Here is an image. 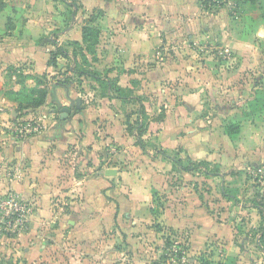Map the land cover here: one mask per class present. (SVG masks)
<instances>
[{
  "label": "rangeland",
  "instance_id": "obj_1",
  "mask_svg": "<svg viewBox=\"0 0 264 264\" xmlns=\"http://www.w3.org/2000/svg\"><path fill=\"white\" fill-rule=\"evenodd\" d=\"M97 1L0 0V8L7 6L13 11L17 8L23 11L19 17L22 23L33 19L48 27L49 32L40 37V43L52 36L57 46H62L70 54L75 50L76 55L75 61L71 56L58 57L52 75L36 70L33 63H4L0 66L1 91L8 99L15 100L14 112L19 117L17 120L18 117L9 114L10 123L2 129L13 144L34 132L25 130L29 120L40 124L37 115L46 110L44 106L49 103L46 97L51 91L52 103L57 102L56 94L63 91H72L76 101L85 106L92 101L95 103L94 93L88 94L85 89L88 91L96 86L89 82L88 76L82 78L77 73L90 70L93 64H85L81 47H73L70 39L59 36V31L69 25L76 13L85 16L83 23L99 25L104 12ZM164 1L166 7L161 11L159 5L152 7L148 18L154 21L161 17L173 26L183 18L198 16L176 13L180 3L192 4L193 1H198L208 11L200 14L199 19L214 34L213 50L224 58L221 60L228 62L227 66H233L235 76L229 85L230 93L214 95L217 101L208 110L206 107L201 111L202 117L216 112V120L213 125L207 122V127L195 128L197 133L193 139L196 143L188 145L191 152L200 153L199 158L191 157L188 152L182 153L183 148L166 156L167 152L159 143L144 137V133L140 138L136 134L131 138L127 136L120 143L109 140L95 153L91 147L85 148L81 162L87 165L88 176H83L89 179L100 175L106 180L89 202L104 212L105 222L102 228L92 222L81 223V227L91 234L86 232L81 236L79 233L83 228L78 232L66 225L59 230V222L53 218L52 240L40 239L41 242H51L55 248L52 264H201L200 260L210 264H264V253L257 247L258 229L264 220V0H254L253 3L249 0ZM106 2L105 24L138 21L128 10L122 17L115 16L113 0ZM7 19L9 22L10 18ZM229 39L230 44L226 45L225 40ZM237 44L240 46L236 48ZM56 45L52 44V52ZM232 45L235 47H230ZM225 50H229L228 53H221ZM70 68L76 72L69 71ZM116 70L110 68L101 73H109L112 78ZM58 80H66L67 88L55 87ZM13 82L18 84L19 94H14L11 89ZM33 88L45 93L40 105L31 102L32 98L39 97L38 93L31 92ZM99 90L102 92L101 88ZM76 101L71 106L73 111L77 109ZM65 103L70 102L65 100ZM52 107L58 121L60 111L57 112L61 107ZM28 113L31 117H21ZM141 117L142 124H148V116L141 113ZM230 124L239 126L234 138L225 131ZM135 126L127 124L126 130L130 132ZM113 130L116 132L115 124ZM69 150L74 153L77 147ZM106 168L115 169L120 174L104 175L103 169ZM154 190L155 196L152 194ZM117 196L121 207L116 222L109 216L113 214H110V206L114 205L112 200ZM69 198L75 200L69 196L65 203ZM151 207L154 215L149 211ZM23 225L0 224V264H50L37 258L29 262L23 257L27 243L17 239L28 228L29 219ZM156 225L161 230L157 231ZM42 227L43 224L37 230L46 231ZM97 227L100 232L95 237Z\"/></svg>",
  "mask_w": 264,
  "mask_h": 264
},
{
  "label": "crops",
  "instance_id": "obj_2",
  "mask_svg": "<svg viewBox=\"0 0 264 264\" xmlns=\"http://www.w3.org/2000/svg\"><path fill=\"white\" fill-rule=\"evenodd\" d=\"M97 3L103 9L104 17L98 25L100 35L95 60L87 55L93 64L90 70L98 72L102 80L113 79L123 93L110 87L104 90L99 82L88 76L89 82L96 88L85 89V92L94 93L95 103L92 101L86 106L80 103L78 111L71 109L68 119L59 118L57 121L52 106H70L65 100L76 101V98L71 95L72 91H63L56 94L58 103H52L51 91L46 97L49 102L44 106L46 110L37 115L36 120L40 121L41 126L29 120L26 124H31L34 132L13 144L2 129L10 123L9 114L18 117L14 112L16 102L3 95L0 84V131L3 133L0 132V197L12 194L30 208L29 226L17 239L27 243L23 248V257L29 262L37 258L52 264L51 256L55 248H52L51 242H41L40 239L52 240L53 218L59 222V230L70 225L72 230L78 232L83 228L81 223L86 225L92 222L102 228L105 222L104 212L89 202L106 180L100 175L87 179V165L81 162L85 157V148L91 147L95 153L109 140L120 143L127 136L131 138L136 134L138 137L137 126L142 123L141 113H144L148 116L144 137L159 143L167 152L165 155L183 148L182 153L188 152L191 157L199 158L200 153L191 152L188 145L196 143L193 139L197 133L195 128L201 125L207 127L216 120V112L202 117L201 111L206 107L208 110L217 101L214 95L230 93L229 85L235 76L233 66H227L228 62L221 60L223 57L211 47L214 34L199 19L200 14L208 11L198 1L180 3L176 13L198 16L183 18L173 26L161 17L154 21L148 18L152 7L159 5L160 11L166 7L164 0H113L115 16L122 17L128 10L130 15L138 19L122 25L105 24L108 14L105 5L108 2L98 0ZM85 9L88 11L90 7L85 6ZM22 12L20 8L15 11L7 6L0 8V66L4 63H33L32 67L35 66L36 70L52 75V66L47 64L52 52V36L44 43L39 41L42 35L49 32L48 27L33 19L22 23L19 18ZM7 18H10L9 22ZM83 19V14L76 13L69 25L59 31V36L72 42H81L82 27L87 23H83ZM230 41L225 40V44L229 45ZM239 46L237 44L236 48ZM110 68L117 69L112 78L109 73H101ZM84 76L81 75L82 78ZM11 89L17 91L18 84L13 82ZM95 94H99L98 97ZM159 113L161 116L156 117ZM21 117L27 119L31 114ZM114 124L116 132L113 130ZM127 124L136 125L132 128L133 133L126 130ZM73 147H77L74 153L69 150ZM192 149H195L194 145ZM96 173L99 174L98 168ZM69 196L75 197V200L69 198L65 203ZM112 201L114 205L110 206V214H113L109 217L117 222L120 198L114 197ZM92 216L94 219H91ZM41 224L46 231L37 230ZM98 227L94 229L95 237L100 232ZM86 232L91 235L86 228L79 235L83 236Z\"/></svg>",
  "mask_w": 264,
  "mask_h": 264
},
{
  "label": "trees",
  "instance_id": "obj_3",
  "mask_svg": "<svg viewBox=\"0 0 264 264\" xmlns=\"http://www.w3.org/2000/svg\"><path fill=\"white\" fill-rule=\"evenodd\" d=\"M81 33H82L81 42L73 41L72 45H73V47H76V46L81 47V49H82L81 50L82 51V54H81L82 61L85 64H88L89 60L87 58V55H90L91 59L93 61L95 60L96 45L98 43V38H99V35H100V27L98 25L90 24V23L87 22L82 27ZM52 44L56 45V43L54 41L52 42ZM60 56L64 57V58H68L69 56H71L74 61L76 59L75 50H73V52L71 54H69L68 50H66L62 46H57L56 45V50L51 52L50 58H49L47 64L49 66L55 67L57 65L58 57H60ZM69 71L76 72V70H74L73 68H70ZM77 73L80 76L81 75L90 76L95 81L99 82L101 88L104 89V90H106V89H108L110 87L111 89H114L118 93L119 92L123 93L122 89L116 87L113 79L102 80L101 79V75L98 72H96L95 70H80ZM65 81L64 80H58V82L55 85V87L56 86H63L66 89L67 87H66ZM31 92L32 93L36 92V93L39 94V97L38 98H32L31 102L33 104H35V105H40L42 100H43V97L45 96V93L41 89H35V88L31 89ZM13 93L14 94L15 93L19 94V92H17V91H13ZM80 103L81 102L79 101V104ZM78 110L79 109H76V111H78ZM145 127H146L145 124L138 123V126H137V135H138V137H140L146 131ZM225 131H226L227 135L230 138H234L237 135L238 131H239V126L238 125H233V124L227 125L225 127ZM178 164L180 166H182L181 161H179ZM183 169H188V168L184 167ZM155 193H156V191L154 190V192L152 194L155 196ZM257 209H259V207ZM149 211H150V213L152 215L155 214V212H154L152 207L149 209ZM155 229L157 231H159V230H161V227L159 225H156ZM258 230H259V238H258V241H257V247L264 253V246H263V243H264V220L261 223V225H260ZM166 244L168 245L169 242H166ZM200 261H201V264H210L208 261H204V262L202 260H200Z\"/></svg>",
  "mask_w": 264,
  "mask_h": 264
},
{
  "label": "built area",
  "instance_id": "obj_4",
  "mask_svg": "<svg viewBox=\"0 0 264 264\" xmlns=\"http://www.w3.org/2000/svg\"><path fill=\"white\" fill-rule=\"evenodd\" d=\"M229 50H225L223 53H228ZM34 127L31 124H26L25 130L29 132ZM30 212L29 206L18 199L12 194H6L0 197V224L8 226L23 225L27 221L28 214Z\"/></svg>",
  "mask_w": 264,
  "mask_h": 264
},
{
  "label": "water",
  "instance_id": "obj_5",
  "mask_svg": "<svg viewBox=\"0 0 264 264\" xmlns=\"http://www.w3.org/2000/svg\"><path fill=\"white\" fill-rule=\"evenodd\" d=\"M74 102H75V100L71 99L70 100V106H63L60 108V119L61 120L67 119V117L71 113V106H73ZM76 106L77 107L80 106L79 101L76 102ZM104 174L105 175H114V174H116V170L107 168L104 170Z\"/></svg>",
  "mask_w": 264,
  "mask_h": 264
}]
</instances>
